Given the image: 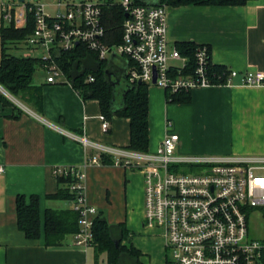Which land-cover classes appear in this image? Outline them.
I'll list each match as a JSON object with an SVG mask.
<instances>
[{"label":"crops","instance_id":"0c3cea01","mask_svg":"<svg viewBox=\"0 0 264 264\" xmlns=\"http://www.w3.org/2000/svg\"><path fill=\"white\" fill-rule=\"evenodd\" d=\"M4 3L21 2L0 0V63ZM167 37L171 46H208L214 65L237 71L240 76L233 85L197 89L192 92V102L182 105L168 103L162 88L150 86L149 153H156L166 135L175 132L181 139L180 155L264 156V87L241 84L242 74L264 72V0L240 7L168 6ZM29 49L20 46L12 52L28 57L21 51ZM111 63L125 64L120 58H113ZM35 85L40 87L35 88L37 99L41 96L39 106L12 96L0 85V96L8 97L21 109L0 102V165L5 169L0 173V264H90L91 254L95 259L93 248L75 245L76 235L66 237L59 247L46 245V211L72 206L47 199L59 190L54 176V169L59 167L84 172L87 204L110 225L123 224L127 228L134 247L142 252L143 264H166L168 253L162 230L145 226L143 172L116 165H88L82 145L56 130L81 134L85 129L92 141L126 149L130 144V121L115 117L110 132L105 133L98 101H85L69 84H50L47 76ZM173 114L182 120L171 130L167 122ZM202 125L208 126L205 131ZM212 142L219 149L212 148ZM34 195L40 197L42 235L31 241L18 227L17 197L29 200Z\"/></svg>","mask_w":264,"mask_h":264},{"label":"built area","instance_id":"2783aa9c","mask_svg":"<svg viewBox=\"0 0 264 264\" xmlns=\"http://www.w3.org/2000/svg\"><path fill=\"white\" fill-rule=\"evenodd\" d=\"M67 2V12L49 15L43 3H4L3 18L16 28H25L32 17L34 32L26 40L33 54L41 58L50 84H70L57 57L86 46L101 61L125 58L132 83L158 86L166 93L193 92L200 88L233 85L237 71L211 76L212 58L208 46L199 45L193 56H185L171 46L167 37V6L139 5L123 0L126 12L122 44L110 47L104 26L103 4ZM30 15V16H29ZM40 58V57H39ZM218 80V82L215 81ZM156 82L154 83V81ZM90 82L95 78L90 77ZM247 87H264V72L241 76ZM102 129L110 132L111 123L100 117ZM169 128L173 126L167 122ZM66 138L82 145L88 165H102L109 155L114 165L140 170L145 179V226L162 230L166 239V264H263L264 238L251 236V215L264 209V156H184L179 154L180 136L171 132L156 153H137L108 147L92 141L85 129L81 134L56 128ZM77 169V168H75ZM73 167H59L54 174L71 170L79 183L73 208L80 214V231L75 245L90 248L93 225L98 212L85 196V174ZM5 169L0 165V173Z\"/></svg>","mask_w":264,"mask_h":264},{"label":"trees","instance_id":"16d2710c","mask_svg":"<svg viewBox=\"0 0 264 264\" xmlns=\"http://www.w3.org/2000/svg\"><path fill=\"white\" fill-rule=\"evenodd\" d=\"M254 0H135L139 5L155 6H246ZM104 26L107 32V44L110 47L122 44L123 24L126 12L120 4L112 1L103 3ZM30 16V15H29ZM25 28H16L12 23H4L1 28L2 61L0 63V85L12 96L27 103L39 106V95L34 83L36 73L43 70L44 62L39 57L19 56L12 51L26 46V40L34 32V22L29 17ZM194 43H179L177 48L185 56L193 60L197 47ZM210 49V48H209ZM125 64L113 65L107 60L101 61L86 46L79 45L76 49L64 52L57 57L71 86L85 101H98L102 115L111 122L115 117L130 121V144L126 150L137 153H149L150 150V98L149 85L132 83L127 74ZM211 76H222L221 84L227 82L228 70L212 63ZM109 75H113L112 80ZM95 81L90 82L89 78ZM216 82L218 80L215 79ZM170 104H190L192 92L166 93ZM0 102L13 106L21 111L8 97L1 95ZM102 165H114V159L109 155L102 156ZM75 169V168H74ZM79 171V169H75ZM81 171V170H80ZM59 190L54 195L47 196L49 200L66 201L72 206L66 210L48 209L45 216L44 231L47 247H59L66 237L76 235L80 227V214L73 208L78 193L72 188L79 183L77 176L71 170L67 173L54 174ZM18 227L27 239L39 240L42 235L40 197H17ZM93 243L96 257L101 253L108 255V264H143L142 252L134 247L132 236L123 224L110 225L101 214L97 215L93 225ZM127 243V244H125ZM264 264V262H263Z\"/></svg>","mask_w":264,"mask_h":264},{"label":"rangeland","instance_id":"374dc122","mask_svg":"<svg viewBox=\"0 0 264 264\" xmlns=\"http://www.w3.org/2000/svg\"><path fill=\"white\" fill-rule=\"evenodd\" d=\"M6 1H10V0H6ZM14 1H18V0H14ZM108 1H112L116 4H120L123 0H71V3L74 2L75 4H81V3H94V4H103V3H106ZM43 3V4H46L47 5V8H46V12L47 14L49 15H57L59 12L60 13H66L67 12V2L64 1L62 2V5L61 6H58L57 4L59 3V0H27V3H30V4H36V3ZM25 47V46H24ZM22 54L24 55H30V56H33V57H44L46 55L45 51L43 50H40V51H36L34 54L32 52H30L29 50L27 51H21ZM120 64V63H118ZM122 64V63H121ZM41 70V69H40ZM38 71L34 77V82L35 83H42L43 81H45L46 79V73L42 72L41 71ZM1 89V87H0ZM3 90V89H2ZM170 120V122H172L173 126L171 128V130L173 129H176V127L178 126V124L181 123V120H182V117L181 116H175V114L169 116L168 118ZM166 121V120H165ZM164 127H165V123H164ZM208 126L206 125H202V128L205 129L207 128ZM210 145H215L213 146L212 148H215V149H219V146L218 144H215V142H212V143H209ZM210 153H207L205 155H196V156H217L218 154H210ZM220 156H224V154H219ZM225 156H228V155H225ZM257 176H260V177H264V172H261L259 173V175L257 174ZM250 228H251V236L253 238H264V209H259V210H256L252 215H251V219H250ZM90 264H108V255L106 253H101L99 255V257H93V255L91 254L90 255Z\"/></svg>","mask_w":264,"mask_h":264},{"label":"water","instance_id":"95a60500","mask_svg":"<svg viewBox=\"0 0 264 264\" xmlns=\"http://www.w3.org/2000/svg\"><path fill=\"white\" fill-rule=\"evenodd\" d=\"M20 2L21 3H24L25 2V0H20ZM109 78L112 80V78H113V75H109ZM156 82V80L154 81V83ZM139 84H142V82H139Z\"/></svg>","mask_w":264,"mask_h":264}]
</instances>
